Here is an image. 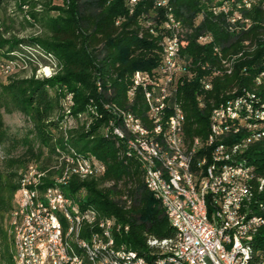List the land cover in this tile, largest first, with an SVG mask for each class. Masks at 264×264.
Returning a JSON list of instances; mask_svg holds the SVG:
<instances>
[{
  "label": "trees",
  "instance_id": "trees-1",
  "mask_svg": "<svg viewBox=\"0 0 264 264\" xmlns=\"http://www.w3.org/2000/svg\"><path fill=\"white\" fill-rule=\"evenodd\" d=\"M213 1L169 0L167 7H160L157 0H139L132 10L130 0H0V6L14 16L22 14V23L41 31L27 37L0 34V71L19 61H43L55 68L54 74L41 78L0 77V147L5 171L4 179L0 174V210H11L29 166L43 171V188L63 175L65 157L85 156L102 162L106 170L86 178L71 175L61 184L63 191L81 207L92 206L100 215L116 218L113 237L117 244L150 260L157 247L150 244V238L175 236L164 207L144 181L138 157L127 151L123 139L113 133V125L123 126L118 114L122 109L133 111L149 127L153 124L145 99L149 90L136 87L132 100L129 91L137 71L152 73L160 66L161 24L169 14L183 25L180 33H171L193 65L187 66L181 73L184 78L180 76L177 82L188 138L207 133L211 109L231 91L256 88L254 75L264 52V8L257 5L247 10L252 24L236 32L228 29L223 16L207 9ZM149 24L157 33L151 32ZM201 33L211 34L213 41L199 43ZM246 41L250 43L245 45ZM252 45L255 48L237 61L232 74L213 75L222 70L215 47L227 56ZM201 76L213 83L205 108L196 103L197 94L205 91ZM256 92L264 96V86ZM13 112H20L25 121L15 130L4 119V113ZM250 152L261 164L259 173L264 174V142L254 144ZM65 221L60 218L63 228H67ZM86 235L87 229L82 233ZM263 237L259 236L260 243ZM0 239L1 260L16 264L10 231L1 227Z\"/></svg>",
  "mask_w": 264,
  "mask_h": 264
},
{
  "label": "bare ground",
  "instance_id": "bare-ground-1",
  "mask_svg": "<svg viewBox=\"0 0 264 264\" xmlns=\"http://www.w3.org/2000/svg\"><path fill=\"white\" fill-rule=\"evenodd\" d=\"M139 1V0H135ZM159 0H157L158 3ZM238 1V0H229ZM169 0L166 3L159 5L160 7H167ZM261 5L264 8L263 2H255V6ZM213 13L212 4L207 8ZM219 15L226 20L227 27L230 31H236V25H231V20H228L226 11H219ZM231 16H238V8H231ZM175 20H178L176 23ZM252 21L249 18L243 19V28L247 29L251 26ZM165 27L175 33H180L183 25L179 19L169 14L165 21ZM204 38L208 39V43L213 41L211 34H204ZM173 44L180 42L172 36ZM245 45L250 42L246 41ZM255 45L242 49L239 52L231 53L223 56L220 47H215L216 54L220 57L222 63V70L214 71L215 74H232L235 69L237 61L244 56L247 51H252ZM173 57H183L180 48H173ZM262 57V56H261ZM188 69L187 65H180V73ZM264 69V57H263ZM193 74V73H192ZM138 71L135 73L136 77ZM254 80L256 88L264 86V74L261 76V69L259 68ZM200 84L202 89L198 93L201 97L200 108H205L207 92L213 88L211 79L207 76L200 77ZM254 90L244 89L243 91H231L229 97L224 100L233 99L236 96L243 95L249 100L260 101L264 106V96L260 95ZM147 90V89H146ZM208 90V91H207ZM146 103L149 99V91H145ZM197 100V97H196ZM179 102V101H178ZM242 98L234 99V106H241ZM220 103L215 105L209 114V125L205 135H196L194 137L186 138L184 136H167L166 133H158L157 122L159 121V114L148 113L152 125L149 127L139 116L131 110H119L118 114L121 116L122 125H113V133L123 139V143L127 151L134 153L142 166L143 178L147 187L154 193L157 199L160 200L165 209L167 218L171 226H174L173 214L169 211V206L165 201L159 189H154V179H152V171L154 172L156 181L163 183L166 188L168 197H175L179 203H182L186 208V212L194 222L200 223L203 226L217 225V217L220 220V226H236L239 224V214L225 213L223 207L212 206L209 203L207 190V170L210 167H218V160H212V142L213 136L215 138L229 139L226 142L227 154L219 156V164L230 167H242L241 172H227L226 167H218L216 169V177H223L229 181H237L241 186H238L234 192L225 193V200H236V206L244 205V196L250 199L248 204L247 221L255 220V213L260 210L264 213V174L259 173L260 166L256 163L250 155V149L258 142H264V128H258V136L250 135V132H242L239 129L227 128L228 114H221L216 121V112L219 110ZM115 110V108H114ZM148 111V106H147ZM179 112H182L183 125L186 124V113L179 102ZM116 113V112H115ZM258 117H250L249 126H257ZM136 127V128H135ZM116 129V130H115ZM125 131L129 132V135ZM186 131V129H185ZM161 140H165L162 145ZM132 143V149L129 144ZM144 142H147L146 146ZM188 156V158H187ZM64 158V157H63ZM61 158V159H63ZM76 159L77 164L68 162L69 159ZM187 159V162H186ZM66 167L62 173V180L60 177L55 179V184L50 186V192H56L59 197L60 210L54 203L52 196L48 193L46 187H41L43 181L41 177L43 171L31 168L23 174L22 186L20 188L19 198L16 209L12 213V227L14 228V244H15V262L16 264H39L37 250H29V244H26V235L24 227V216H30V221H37V210H32L31 191H35L36 201H41L44 211L51 222L57 223L58 233L57 242L59 250H62L65 257H69L68 264H156L159 262L169 261V254H157L149 260L145 255L138 254L135 250L129 249L125 244H117L113 237V229L117 223L116 218L105 217L100 215L99 211L92 207H81L70 196L63 191L62 183L68 182L71 175H78L82 178L98 176L103 174L106 166L94 159L80 156H67L64 159ZM88 163L91 168L88 167ZM150 167H148V164ZM187 165L189 171H187ZM152 169V170H151ZM44 177V175H43ZM30 183V188L27 187ZM91 218L88 219L87 216ZM65 219L67 228H63L60 223V218ZM11 227V228H12ZM264 221L262 223H250L251 233H256L246 240H241V249H244L245 264H264V237L262 243L259 242V236L263 235ZM87 229V235L82 236L84 230ZM176 236V227H173ZM107 231L113 244H104L99 232ZM151 245L167 248L176 247V239H158L152 237L149 239ZM263 244V245H260ZM29 252V259L27 258ZM172 261L177 264H185V254L181 252H174L172 254Z\"/></svg>",
  "mask_w": 264,
  "mask_h": 264
},
{
  "label": "built area",
  "instance_id": "built-area-1",
  "mask_svg": "<svg viewBox=\"0 0 264 264\" xmlns=\"http://www.w3.org/2000/svg\"><path fill=\"white\" fill-rule=\"evenodd\" d=\"M137 2L130 0L132 10ZM255 2L264 3V0H214L212 2L213 14L219 15V11H226L228 20H231V25H236V32L243 31V19L248 17L245 12L252 9L255 6ZM163 3H166V0H159L157 5L159 6ZM231 8H238V16H231ZM118 21H121V19H118ZM175 21L178 23V20ZM148 26L152 33H157V30L151 24ZM161 26L163 29L160 39V43L163 46L162 62L155 72L151 73L139 70L138 75L133 77L134 86L132 91L129 92L132 100L136 87L143 86L145 89H148V113L159 114V121L153 122L157 123L158 133H166V138L167 136H174L175 140H177V136H184L185 140L187 132L185 131V125H183L182 112H179L177 82L180 76L184 78L180 73V65H187L191 68L193 65L189 62V59L185 58L184 53L183 57H173V48L183 50V46L173 44L171 30L163 24ZM208 41V39L204 38V33L198 36L199 43L208 44ZM263 57L264 52L262 57H260L259 67L261 69V76L264 74ZM8 67L10 66L5 68ZM235 98H242L241 106H234ZM196 103L199 108L200 105H203L201 97L198 94ZM215 112L216 121L219 115L228 114L226 125L230 129H239L242 132H250V135L258 136V128H264V106L258 99L249 100L248 97H244L243 95L236 96L233 99L221 101L219 110ZM250 117H258L257 126H249ZM230 141L229 139L215 138L213 136L212 160H218V167H226L227 172L238 173L242 171V167H230L219 164V156L227 154L236 155V153H227L226 151V142ZM127 143L129 144V148L132 149V143ZM161 143L164 145L165 140H161ZM144 144L148 146L147 142H144ZM68 162L77 164L76 159L70 158ZM147 164L150 167L149 163ZM257 166H261V164L259 163ZM88 167L91 168L89 163ZM218 167H211L210 164L207 170L206 179L209 203H212V206L215 207V214L216 207H223V210L229 214V217L231 214H239V224L236 226H229V222L227 226H220L218 217L217 225L203 226L200 223L194 222L182 203H179L175 197H168L163 183L156 181L154 172L152 171L154 189H159L165 195L169 211L173 214V227H176V236L166 237L176 239V247H155L152 250L153 253L160 255L169 254V261L156 264H177L176 261H172V254L174 252L185 254V264H245V254L244 249H241V240H246L256 234L251 233L250 223H262L264 221V213L259 210L255 213L254 221H247L248 204L250 201L247 196H244L243 206H236V200H225V193L234 192L241 184L237 181L223 179V177H216V169ZM187 171L190 172L188 165ZM56 177H60L61 183L62 175L59 174ZM27 187L30 188V183H27ZM46 189L60 210V201L62 200L56 196V192H50V184L46 185ZM31 200L32 210H37V221H30V216H24L23 227L25 228L26 244H29V250H37L39 264H68L69 257H65L62 250H59L58 247L57 235L59 233L57 223L51 222V219L47 217L42 202L36 201L35 191H31ZM87 217L88 219L91 218L89 215ZM99 236L102 237L104 244H113L114 242L107 231L99 232ZM27 258H30L29 252H27ZM139 263L145 264L143 262ZM97 264H100V261Z\"/></svg>",
  "mask_w": 264,
  "mask_h": 264
},
{
  "label": "rangeland",
  "instance_id": "rangeland-1",
  "mask_svg": "<svg viewBox=\"0 0 264 264\" xmlns=\"http://www.w3.org/2000/svg\"><path fill=\"white\" fill-rule=\"evenodd\" d=\"M11 11L3 6H0V34H3L5 38L10 37L11 35H17L18 37H27L31 35H38L41 31L31 28L29 25L22 23V14L14 16L10 13ZM54 14L55 11L51 12ZM9 69L0 71V77L2 79H7L10 76L17 77H43L50 76L54 74L55 68L52 65H49L47 62H39L35 64H22L20 61L15 64H11ZM4 119L6 123L15 130L24 124V117L20 112L13 113H4ZM20 150H17L16 153H19ZM4 152L0 147V174L4 179V162H3ZM34 168V167H30ZM36 169V168H34ZM37 170V169H36ZM19 192L17 191L15 198H13V206L11 210H6L4 207H1L0 210V228L10 231L14 237V228L12 227V213L17 207ZM3 216H2V215ZM12 227V228H11ZM14 241V238H13ZM2 240L0 239V264H6L5 261H2L1 256ZM11 254L15 261V244L11 246Z\"/></svg>",
  "mask_w": 264,
  "mask_h": 264
}]
</instances>
